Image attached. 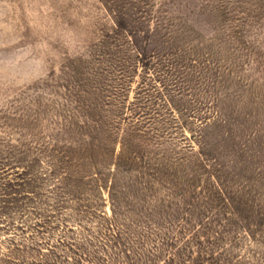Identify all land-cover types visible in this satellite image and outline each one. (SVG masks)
Returning <instances> with one entry per match:
<instances>
[{"label": "rangeland", "instance_id": "1", "mask_svg": "<svg viewBox=\"0 0 264 264\" xmlns=\"http://www.w3.org/2000/svg\"><path fill=\"white\" fill-rule=\"evenodd\" d=\"M0 264H264V0H0Z\"/></svg>", "mask_w": 264, "mask_h": 264}]
</instances>
